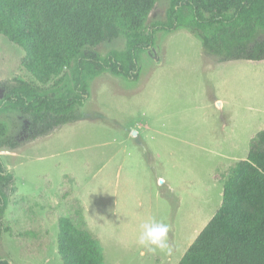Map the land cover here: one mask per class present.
Returning a JSON list of instances; mask_svg holds the SVG:
<instances>
[{"label": "rangeland", "instance_id": "rangeland-1", "mask_svg": "<svg viewBox=\"0 0 264 264\" xmlns=\"http://www.w3.org/2000/svg\"><path fill=\"white\" fill-rule=\"evenodd\" d=\"M170 6L157 3L147 34L167 20ZM203 36L189 27L157 32L154 46L139 55L138 79L104 71L90 81L77 122L16 150L0 148L15 178L1 258L64 264L59 219L69 217L100 242L105 264H179L222 209L237 164L251 150L264 153V61L223 62ZM126 49L124 37L91 48L101 57ZM25 64L23 49L0 35V85L24 80L49 94L73 88L72 68L38 82ZM19 119L18 111L0 107L9 132ZM254 212L243 204L244 217ZM152 219L169 226L170 252L137 243L140 225Z\"/></svg>", "mask_w": 264, "mask_h": 264}, {"label": "trees", "instance_id": "trees-1", "mask_svg": "<svg viewBox=\"0 0 264 264\" xmlns=\"http://www.w3.org/2000/svg\"><path fill=\"white\" fill-rule=\"evenodd\" d=\"M160 0H0V35L21 47L38 82L72 68L73 88L51 94L24 80L0 85V107L20 113L14 129L0 122V148L16 150L80 119L89 83L104 71L138 79L139 55L159 31L189 27L204 33L203 45L223 62L264 61V0H170L165 22L146 23ZM120 37L124 52L101 57L91 48ZM264 142V132L259 134ZM0 156V240L14 183ZM255 209L243 216V204ZM58 253L64 264H105L100 242L69 217L59 219ZM0 264H11L0 257ZM179 264H264V153L251 150L223 190V206L200 232Z\"/></svg>", "mask_w": 264, "mask_h": 264}, {"label": "clouds", "instance_id": "clouds-1", "mask_svg": "<svg viewBox=\"0 0 264 264\" xmlns=\"http://www.w3.org/2000/svg\"><path fill=\"white\" fill-rule=\"evenodd\" d=\"M169 226L163 222L152 219L140 225V231L137 243L142 249L150 252L160 250L162 252H170L171 247L168 239ZM144 252L141 251V255Z\"/></svg>", "mask_w": 264, "mask_h": 264}]
</instances>
